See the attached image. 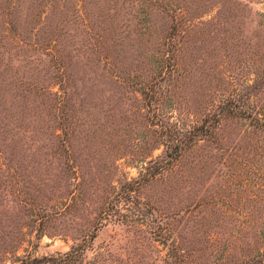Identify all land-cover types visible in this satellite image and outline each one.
I'll return each mask as SVG.
<instances>
[{
	"label": "rangeland",
	"instance_id": "374dc122",
	"mask_svg": "<svg viewBox=\"0 0 264 264\" xmlns=\"http://www.w3.org/2000/svg\"><path fill=\"white\" fill-rule=\"evenodd\" d=\"M32 259L264 264V0H0V264Z\"/></svg>",
	"mask_w": 264,
	"mask_h": 264
},
{
	"label": "trees",
	"instance_id": "16d2710c",
	"mask_svg": "<svg viewBox=\"0 0 264 264\" xmlns=\"http://www.w3.org/2000/svg\"><path fill=\"white\" fill-rule=\"evenodd\" d=\"M199 129H202V128H199ZM169 142H172L170 145L171 147V151L170 153H174V156L176 155L177 152H179L181 149H182V145H186L185 143V140L180 136V135H173L172 139H170ZM175 159V158H174ZM94 237V235H93ZM72 251H74V248L73 250H70V252L68 253H65L66 256L67 255H70L72 253ZM56 258L52 257V258H49V259H44V260H47V261H54ZM43 260V261H44ZM41 261L40 260H36V259H32L31 261L29 262H26V263H23V264H40Z\"/></svg>",
	"mask_w": 264,
	"mask_h": 264
}]
</instances>
